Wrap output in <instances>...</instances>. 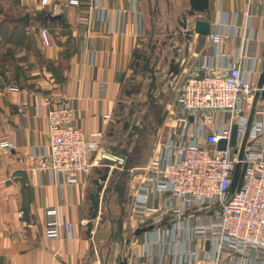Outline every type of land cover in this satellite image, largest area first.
I'll use <instances>...</instances> for the list:
<instances>
[{
    "label": "crops",
    "instance_id": "1",
    "mask_svg": "<svg viewBox=\"0 0 264 264\" xmlns=\"http://www.w3.org/2000/svg\"><path fill=\"white\" fill-rule=\"evenodd\" d=\"M42 1L0 0V22H11L13 38L0 51V64H6L5 55L12 54L13 64L24 70L16 79L6 78L0 70V141L2 136L11 135L15 143L12 149L0 146V264H98L96 260H102L101 250L106 246V264L111 260L118 264L119 259H125L126 264H147L143 235H133L127 244L129 239L123 241L112 232L113 239L122 242L123 255L118 246L103 242L94 223L91 236L88 235L92 219L89 187L98 178L96 171L103 167L95 168L89 180L81 178L79 184L61 190L46 172H32V150L48 145V112L67 98L72 100L73 117L80 129L85 133L101 132L107 151L123 148L116 146V129L122 125L124 130L126 120L123 122L121 116L127 109L130 89L136 81L139 83L138 69L144 62L138 57L150 56L152 50L156 55L163 53L162 56L176 50L180 74L169 78L166 66L154 78L163 85L169 78L168 82L174 85L184 81L208 54V37L194 34L189 41L179 42L177 23L181 14L175 18L173 27L165 15L158 17L162 18L160 22L165 21L160 25L150 14L149 32L144 6H150L152 0H48V6ZM71 1H78V5H72ZM55 6L57 11H50ZM103 11L104 21L100 20ZM225 17L236 35V39L227 41V47L239 50L244 38H253L264 62V0H211L210 13L198 18L209 21L210 32H216ZM43 29L52 38L50 46L43 43ZM18 34L30 37L32 45L18 43ZM164 43L168 45L163 47ZM154 79L149 80L148 99L157 87L153 85ZM142 90L138 85L136 96L142 95ZM160 90L164 93L163 87ZM156 105L164 110L156 132L159 145L173 136L177 126L170 115L172 101L165 108L160 103ZM24 106L31 111L21 112ZM36 107L37 113L33 110ZM113 152L108 160L118 161ZM141 178L131 177L128 221L132 232L139 222L131 212V197ZM51 207L59 210L62 222L73 225L72 234L61 227L58 239H48L47 211ZM168 261L166 257L165 264Z\"/></svg>",
    "mask_w": 264,
    "mask_h": 264
},
{
    "label": "built area",
    "instance_id": "2",
    "mask_svg": "<svg viewBox=\"0 0 264 264\" xmlns=\"http://www.w3.org/2000/svg\"><path fill=\"white\" fill-rule=\"evenodd\" d=\"M42 3L49 5L48 0ZM70 3L78 5V1ZM52 10L56 12L57 6ZM105 19L103 11L100 20ZM41 36L46 46L52 45L46 29L41 30ZM207 37L208 54L184 79L170 113L177 130L158 145L150 166L142 168V178L131 197L138 228L154 226L142 234L147 264H165L166 257L168 264H264L261 97L249 126L255 95L264 92V85L258 88L264 62L253 38H244L239 50L227 47L228 40L236 39L227 17ZM105 88L102 85V90ZM20 110L29 113L31 108ZM33 110L37 113L39 108ZM73 112L69 98L51 108L47 115L48 145L32 150V172H46L61 190L79 184L81 178L89 180L94 169L104 167L113 152L103 148L101 132L80 129ZM234 125L238 127L237 145L231 147ZM245 138L240 162L238 152ZM221 140H227L224 151L218 150ZM0 146L15 148L13 136H2ZM118 160L121 167L125 166V159L119 156ZM239 162L246 165L244 181L240 191L231 194ZM61 227L73 233V225L61 221L59 210L49 208L48 239H58Z\"/></svg>",
    "mask_w": 264,
    "mask_h": 264
},
{
    "label": "rangeland",
    "instance_id": "3",
    "mask_svg": "<svg viewBox=\"0 0 264 264\" xmlns=\"http://www.w3.org/2000/svg\"><path fill=\"white\" fill-rule=\"evenodd\" d=\"M168 1V3H167ZM185 5H188V0H152L150 2V6L148 4H146L144 6L145 8V16L146 19L148 21V28H149V32L151 31L152 27L150 25V14L154 17V21L155 23L158 22L161 23L160 25H162V21L160 22V19L162 18H158L161 17L160 15H165L169 21H170V25L171 27H173V24L175 18L177 16H179L181 14V12L183 11V7ZM189 6V5H188ZM6 17V16H5ZM165 22V21H163ZM154 22H152L153 24ZM11 22L10 21H2L0 22V51L2 50V48L9 42L12 43V26L10 25ZM178 25V23H177ZM20 28H24V25L20 24ZM30 37H28L27 35H19L16 38V41L18 43H20L21 45H32L31 41H30ZM2 54V53H0ZM12 56V54L10 55H5V59L4 62L6 64H0V70L2 71V73L6 76V78H11V79H16V78H20L21 75L23 74V69L22 67H20L19 64H13L12 60L10 59ZM143 65V64H142ZM141 65V66H142ZM139 67L138 71H140L139 74V78L137 79L139 81V83L136 81L134 83V87H132L130 90L132 93H130V100H128V103L126 105L127 109L122 113V121L124 122L125 120L129 122V129L127 131L123 130V126L119 125L117 126L116 129V137H117V141H116V146H122L123 148H127L128 150L134 147L135 142L139 139V134L137 135L136 132L133 133L132 138H129V135L131 134L132 130H131V125L133 124H138L140 125L141 130L145 131V128H147L146 123L143 122V114H149V110H150V106H151V101L148 99V93H149V88H150V84L151 82L150 80V76L148 73H146V77L143 76L142 74H144L141 70L142 67ZM145 75V74H144ZM168 80L164 83H160V81L157 82V87L153 90V92L151 93L153 96V100L154 103L159 105V103L161 105L159 106H163L164 108L166 107V105L168 103H170V101H172V107L174 105V103L176 102L177 96H179L180 94V89L183 83V80L171 85ZM163 82V81H162ZM138 85H140V88H142V95L136 96L137 94H135L136 89H138ZM161 87L164 88V93L161 92ZM162 95V96H161ZM163 99V100H162ZM130 113H133L132 115ZM148 121L153 122V116L152 113L148 116ZM140 130V131H141ZM148 130V128H147ZM147 138L141 141L140 146H142V152L140 153L139 159L135 160L133 164H129L128 165V173L130 174V178L128 179V193L131 192V177L133 178V176L135 175H142L143 174V170L142 168H146L149 167V163H151V159L154 156L155 150L157 149V137L156 134L153 133V131L151 132V130L147 133ZM131 144V145H130ZM144 146V147H143ZM114 156H116V158L118 159V155H116L114 153ZM137 163V164H136ZM133 165H136V169H132ZM96 189L95 185L92 184L89 187V190L92 192H94V190ZM131 194V193H130ZM128 198H130V196H128ZM103 199V196H102ZM116 200L115 198H113V200L111 201V203L107 204L106 200H102L101 206H100V210L98 213V218L94 221L95 224V228L97 226L96 231H98L97 234H101L100 238L103 240L104 243H107V245H112L114 244L115 246H118L120 248V255H123V247H122V242L121 244L119 243L120 241H118V239H113V236L111 235L112 232L113 233H117V224H113V220L116 222L117 219L121 218V209L117 206V204L115 203ZM128 207L126 208V214L124 216V224L126 223V228L124 226V231H123V237L124 239H131L133 237V232L131 230V226L129 225V210L127 212ZM110 218V219H109ZM111 220V224L109 225L108 221ZM105 225V227H101L102 225ZM100 230V231H99ZM101 232V233H100ZM111 240V241H110ZM106 253H107V246L105 247V249L101 250V254H102V260L100 258V261L97 259L96 261L98 262V264H106ZM108 264H117L114 260H111V262L108 261Z\"/></svg>",
    "mask_w": 264,
    "mask_h": 264
},
{
    "label": "water",
    "instance_id": "4",
    "mask_svg": "<svg viewBox=\"0 0 264 264\" xmlns=\"http://www.w3.org/2000/svg\"><path fill=\"white\" fill-rule=\"evenodd\" d=\"M189 2V9L186 11V15L183 17V21L180 24V28H178V40L179 42L183 43V40L181 39V36L183 35L186 40H190L194 34H198L201 36H208L211 31V23L209 21L203 20L198 18L200 14L204 13H210V3L211 0H188ZM28 19H24L23 22H26ZM190 20L191 23H190ZM190 25V29H189ZM182 29V30H180ZM184 31V32H183ZM168 43H164L163 47L167 46ZM156 55L155 50L151 51L150 56L147 55H140L138 58L144 62L142 66V72L150 74L152 77H155L156 74L162 72V70L168 66V72L167 75L175 78L177 77L181 72V64L176 62V59L179 57L178 52L176 50H172L171 52L166 53L165 56ZM163 59V62L161 63ZM154 60V62H153ZM153 85L156 86L155 79L153 80ZM264 85V71L262 75L260 76L259 82H258V88L261 89ZM261 97V99H264V92L260 93L257 92L255 95V100L253 104V109L251 111V115L249 118V126L252 122L253 114H254V107L258 99ZM129 128V122L126 121L124 124V130H128ZM140 127L138 125H133L131 127V134L129 135V138L131 139L133 136V133L138 132ZM237 135H238V127L237 125H234L232 128V136L230 139V146L236 147L237 145ZM245 144H246V138L243 141V144L241 146L240 151L238 152V158L241 162L244 157V150H245ZM227 147V140H221L218 144V150L224 151ZM116 155L121 156L123 159H125L126 164L125 166L121 167L119 160H112V161H106L104 167L102 169H99L96 171L98 178L93 180L92 184L95 185L96 189L94 192L90 194V200L92 204V219L91 222L88 225V235L91 236L92 229H93V223L98 218V213L100 210V206L102 203V200H105V197L109 192H118L120 196H123L125 194V187L121 186L120 182L114 185L115 178L119 177H126L130 175L128 173V165H129V158H130V151L127 148H116V151H114ZM237 153V152H236ZM238 163L235 168L234 178L232 182V186L230 189V193L233 194L234 192H239L244 181L245 171H246V165L242 166L241 163ZM112 166L114 167L112 169ZM122 169V170H119ZM103 196V199H102ZM125 214V210L122 207V218L118 220V237L124 241L123 238V231H124V219L123 216ZM154 229V226H146L142 228H137L134 230L133 235L135 237H138L142 235L143 233L147 231H151ZM127 244H130V239L126 241ZM127 261L125 259H119L118 264H126Z\"/></svg>",
    "mask_w": 264,
    "mask_h": 264
},
{
    "label": "flooded vegetation",
    "instance_id": "5",
    "mask_svg": "<svg viewBox=\"0 0 264 264\" xmlns=\"http://www.w3.org/2000/svg\"><path fill=\"white\" fill-rule=\"evenodd\" d=\"M189 9V6L186 10H184L182 13H181V17L179 18V22H178V25H177V28H180V24L182 21H183V17L186 15V11ZM176 31V30H175ZM177 35H178V32H177ZM181 36V39L182 40H185L184 36L181 34L179 35ZM162 72L158 73L155 75V77H152L153 79L156 78L157 75H160ZM146 75V73H144ZM150 75V74H149ZM151 76V75H150ZM169 78H171L170 76H168ZM156 81V79H155ZM157 84V82H156ZM149 100L151 101V106H150V110H149V114H147L146 116H144L143 118V122L146 123L147 125V128H145V131L142 130L140 131L139 133V139L135 142L134 144V147L129 149L130 150V158L129 160H131L132 162H134L135 160L139 159V156H140V153L142 152V146H140V143L141 141L144 139L147 138V133L151 130V132L153 131V133L156 134L160 124H161V121L163 119V108L162 107H158L155 103H154V100H153V96L150 94L149 95ZM152 113V116H153V122L151 121H148V116ZM131 145V144H130ZM144 147V146H143ZM128 179H129V175L126 176V177H122V178H115V181H114V185H116L117 183L120 182L121 186L125 187V194L123 196H120L118 192H109L107 194V196L105 197V200H106V203L110 204L111 201L113 200V198H115L116 200L115 203L117 204V206L121 209V218H122V207L124 208L125 210V214H126V208L129 206L130 204V198H128V196H130L128 193L129 189H128ZM124 214V216H125ZM124 216H123V219H124ZM120 219V218H119ZM116 220V222L113 220V224H117V235H118V220Z\"/></svg>",
    "mask_w": 264,
    "mask_h": 264
},
{
    "label": "trees",
    "instance_id": "6",
    "mask_svg": "<svg viewBox=\"0 0 264 264\" xmlns=\"http://www.w3.org/2000/svg\"><path fill=\"white\" fill-rule=\"evenodd\" d=\"M134 162H132L131 160H130V163L129 164H133ZM137 164V163H136ZM132 166V165H131ZM132 167H135V165H133Z\"/></svg>",
    "mask_w": 264,
    "mask_h": 264
}]
</instances>
